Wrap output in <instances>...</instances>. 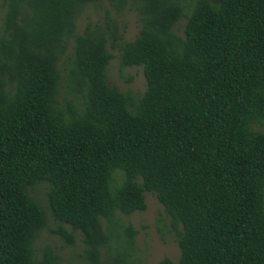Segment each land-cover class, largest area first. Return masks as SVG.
I'll use <instances>...</instances> for the list:
<instances>
[{"label":"trees","instance_id":"16d2710c","mask_svg":"<svg viewBox=\"0 0 264 264\" xmlns=\"http://www.w3.org/2000/svg\"><path fill=\"white\" fill-rule=\"evenodd\" d=\"M101 1L4 0L0 264H60L35 248L48 215L68 246L81 235L87 264H137V232L118 219L145 193L179 249L156 264H264V0H132L127 42L108 19L76 32ZM108 46L142 68L141 96L108 82Z\"/></svg>","mask_w":264,"mask_h":264},{"label":"rangeland","instance_id":"374dc122","mask_svg":"<svg viewBox=\"0 0 264 264\" xmlns=\"http://www.w3.org/2000/svg\"><path fill=\"white\" fill-rule=\"evenodd\" d=\"M3 14L4 0H0V25ZM106 19L114 23L124 42L132 41L140 29L139 16L134 6H132V0H125V7L120 12L115 9L110 0H103L85 9L77 19L76 32L82 33L87 24H103ZM184 23L185 19L182 18L178 24L180 33ZM108 51L112 56L106 70L108 82L121 92H130L134 96H141L146 89L142 68L121 67L119 50L108 46ZM70 56L71 44H69L60 63L63 80L59 86L58 100L61 103L69 97L65 70L69 67ZM260 130L264 132V125ZM44 193V187L37 189L35 193L37 200L43 207H45ZM145 202L146 209L144 211L135 212L129 216H121L118 219L120 225H129L137 232L133 240L132 258L137 264H156L163 258L177 260L179 249L162 206L150 193H145ZM54 228H56V223L48 215L47 227L41 231L35 242L37 253H40L44 247L49 246L58 253L60 264H87L84 257L85 246L81 235L75 233L74 245L68 246L59 236L51 232Z\"/></svg>","mask_w":264,"mask_h":264}]
</instances>
